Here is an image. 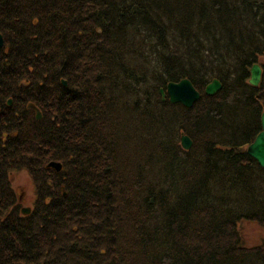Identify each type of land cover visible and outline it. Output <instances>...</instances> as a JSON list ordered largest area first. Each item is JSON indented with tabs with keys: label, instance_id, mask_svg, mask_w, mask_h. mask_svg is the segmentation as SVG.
I'll use <instances>...</instances> for the list:
<instances>
[{
	"label": "trees",
	"instance_id": "obj_1",
	"mask_svg": "<svg viewBox=\"0 0 264 264\" xmlns=\"http://www.w3.org/2000/svg\"><path fill=\"white\" fill-rule=\"evenodd\" d=\"M0 33V264H264L238 228L264 227V168L246 152L264 0H0ZM182 78L191 107L161 99Z\"/></svg>",
	"mask_w": 264,
	"mask_h": 264
},
{
	"label": "water",
	"instance_id": "obj_2",
	"mask_svg": "<svg viewBox=\"0 0 264 264\" xmlns=\"http://www.w3.org/2000/svg\"><path fill=\"white\" fill-rule=\"evenodd\" d=\"M3 45V37L0 33V48ZM261 79V67L258 63H253L250 67V76L248 79L249 84L253 86H258ZM63 85H66V81L62 80ZM222 87L221 82L213 78L204 87V93L207 95H213L218 92ZM159 92L161 94V99L165 100L168 98L170 103H181L185 107H191L195 101L200 97V92L194 87L192 82L188 78H182L178 81H169L166 83L165 88L160 87ZM8 105L11 104V99L7 100ZM28 109L34 110V116L36 120L41 119L42 115L39 108L29 102L27 104ZM261 130L255 136L254 140L249 143L246 147V152L261 166L264 168V110L260 116ZM180 146L184 150L190 149L192 146L191 138L184 132L180 133ZM47 167L53 168L59 171L62 167L61 163L58 161H49ZM22 214H29L31 211L30 207H21Z\"/></svg>",
	"mask_w": 264,
	"mask_h": 264
},
{
	"label": "rangeland",
	"instance_id": "obj_3",
	"mask_svg": "<svg viewBox=\"0 0 264 264\" xmlns=\"http://www.w3.org/2000/svg\"><path fill=\"white\" fill-rule=\"evenodd\" d=\"M5 48V43L3 45ZM11 185L16 193L19 207L32 208L35 193L32 179L26 169L13 170L10 173ZM245 246H253L264 241V227L254 221L242 220L238 224Z\"/></svg>",
	"mask_w": 264,
	"mask_h": 264
},
{
	"label": "bare ground",
	"instance_id": "obj_4",
	"mask_svg": "<svg viewBox=\"0 0 264 264\" xmlns=\"http://www.w3.org/2000/svg\"><path fill=\"white\" fill-rule=\"evenodd\" d=\"M2 47H3V45H2ZM2 47H1V48H2ZM1 48H0V49H1ZM195 88H196V87H195ZM20 209H21V208H20ZM20 209H19V211H20ZM20 213H21V211H20ZM21 214H22V213H21ZM23 215H26V214H23Z\"/></svg>",
	"mask_w": 264,
	"mask_h": 264
}]
</instances>
